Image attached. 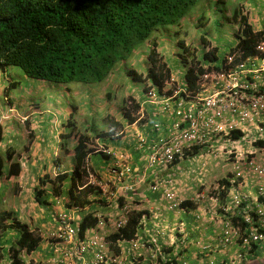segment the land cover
I'll use <instances>...</instances> for the list:
<instances>
[{
  "label": "trees",
  "instance_id": "trees-1",
  "mask_svg": "<svg viewBox=\"0 0 264 264\" xmlns=\"http://www.w3.org/2000/svg\"><path fill=\"white\" fill-rule=\"evenodd\" d=\"M203 2L202 0H0V71L5 73L8 67L17 66L29 79L65 86L72 83L98 84L111 73L117 64L130 58L147 41L149 45L145 47L148 49L146 58L149 67L145 79L150 81L153 88L161 92L165 88L166 79L170 77V69L165 62L160 60L161 55L157 50L160 40L153 39L151 41V39L156 37L158 32L165 39H170L168 37L170 30L176 37L186 34L188 29L185 27L188 26L185 21L188 15L195 12L196 8L198 9V6H201L203 10L199 13L195 27L198 29L203 26L204 31L211 18L205 11L208 5ZM214 4L215 9L219 11L224 7L221 0H216ZM232 19L238 23V29L234 33L233 49L240 51L242 56L255 53L258 43L264 40V26L255 30L247 16L242 14V8L238 6H234L232 9ZM199 32L197 33L199 34ZM204 34L202 32L197 37L198 42L209 44L210 42ZM175 45L178 47L176 55L184 63H188L184 77L188 88H193L197 73L203 71L199 64L201 59L196 56L199 45L195 42L189 43L188 41L187 43L184 37L175 39ZM215 52L216 50H209L203 58L208 57L213 60L216 57ZM127 75L134 82L144 81L141 74H137L132 69L127 71ZM15 83L9 81L8 88L14 87ZM4 92L7 93L6 89ZM182 94L184 95L183 92H180V95ZM138 106V103L135 104L136 108ZM72 107L74 109V106ZM125 115V118L132 122L133 118L130 117V114L126 113ZM2 122H0V145L5 142L3 141L4 122ZM14 122L16 121L11 123ZM111 124L113 128L107 131L98 130L94 125L91 130L95 133V137L114 141L119 124ZM172 125L173 123H170L168 128ZM75 126V121H68V125L64 126L67 132L61 134L65 139L61 142V148L65 153L69 151L67 139L72 135ZM184 126H186L185 122L179 129ZM74 134L76 144L72 149L73 162L70 174L64 170L59 176L63 182L64 179L70 178V183L66 187L63 183L48 186L47 180L39 176L40 181L33 188V192L35 203L41 205L48 215L55 203L49 201L51 196L61 201L65 210H70L72 207L81 210L77 220L74 218L71 223L76 230L75 238L87 241L92 234L100 233L102 227L100 220H104V224L106 223L107 216H99L98 211L109 202L105 198L99 197L102 193L100 186L85 183L84 180L88 174L87 155L92 151L88 147V143H91L93 139L84 132H74ZM241 135L239 130H233L227 138L235 140ZM149 140V138L146 139V141ZM254 144L256 146L264 145L262 140H256ZM142 145H146V142ZM196 148L198 147H194V154L198 153ZM1 151L3 152L0 153V177L9 179L18 176L22 167L16 158L13 144L7 143ZM101 154L104 159L109 157L104 152ZM190 157L192 155L187 152L182 159L189 161ZM135 159H138L136 163L140 166L145 161L144 154L135 150ZM53 162L56 163V161ZM180 162L181 160L175 158L171 162L169 172L174 170ZM130 169L131 171L127 172V175L132 177L133 170ZM141 173V171L137 172L138 175ZM156 182L157 180L150 179L145 184L135 185L133 190L135 198L130 203V212L118 220V225L116 219L121 213H116L112 218V229L105 237L110 243L112 254L121 255L123 253L121 245L125 244L131 247L133 240L135 243L138 242L140 248L137 252L130 253L129 251L125 264H179L180 255L188 259L189 253L183 250L188 247L187 244L183 249L180 248L181 241L189 244L190 238L187 236L176 237L173 243H169L168 239L162 238L161 240L160 234H153L154 231L149 236L155 235L156 239L149 238L146 236L147 234H145L146 238L145 236L141 237L140 230L147 232V222L144 218L150 216V211L146 208H136L135 205L141 202L139 196L143 197L147 193L145 192L146 187ZM231 184L232 182L226 178L219 181V186H222L223 189L219 193L221 198H224L226 192L231 189ZM78 187L81 188L78 189ZM260 199L264 204V195ZM123 203L120 196L113 202L119 207H122ZM176 206L184 211H190L189 208L195 207L189 198L176 203ZM243 206L249 207L246 208V212L250 222L244 220L243 214L230 217L232 224L236 227L237 236L234 241L231 237L227 245L234 246L230 253L223 254V259L222 255L220 257L217 255L215 264H219V262L220 264H264V227L261 224L263 217L258 216L255 207L250 208L251 205L249 206L247 201L242 202L241 207ZM144 225L145 229H141ZM249 227H253L257 233L261 234V238L255 241L251 240ZM155 230L157 233L158 229ZM7 231H15L14 236L8 239ZM55 231H57V227L52 230V232ZM60 231L62 232V230ZM56 240L60 239H42L27 223L18 220L12 211L0 209V264L6 257L8 264H32L31 259L26 260L27 256L30 255L33 259V256L40 252L39 247L42 245L50 253L51 258H55L59 252H55L53 249L57 246L62 248L65 246L64 243ZM156 248L159 250L153 253L149 252ZM196 249H198L196 251L198 254L199 248ZM259 252L262 254L258 255ZM23 253L24 257L21 258ZM220 258L221 260H219ZM40 262L37 263L49 264L47 261ZM205 264H214V258L210 263L206 262Z\"/></svg>",
  "mask_w": 264,
  "mask_h": 264
},
{
  "label": "rangeland",
  "instance_id": "rangeland-1",
  "mask_svg": "<svg viewBox=\"0 0 264 264\" xmlns=\"http://www.w3.org/2000/svg\"><path fill=\"white\" fill-rule=\"evenodd\" d=\"M202 1H204L203 4L208 5L205 11H207V15L211 18L204 31L203 26L198 29L195 27L199 13L203 10L201 6H198V9L196 8L195 12L188 15L185 21V24L188 26L185 27V29H188L186 34H180L176 37L173 31L170 30L168 36L170 39H165L159 32L156 33V37H152L151 41L153 39L160 40L157 46V50L160 52L159 55H161L160 60L165 62L170 69V78L166 81L165 88L159 93L156 92L157 94L155 93L154 96L146 94L150 85V81L145 79L149 67L146 58L148 49L145 47L149 45L147 41L130 58L117 64L111 73L98 84L84 85L72 83L69 86H65L63 84L29 79L17 66L8 67L5 73L0 71V76L3 77L4 83L3 88V84L1 83L2 78L0 77V91L2 88V91L6 89V92L10 93L11 99V103H8L6 99L7 95H0V119L6 127L7 124H15L14 128L22 125V132H18L16 136H13L11 142L15 149L16 158L19 156L17 158L19 160L23 157L20 160L23 162L22 169L25 174L22 179L15 176L9 181L10 183L7 184L6 182V184L0 186V193L2 195V187L4 191V195H0V209L12 211L13 214H16L18 220L27 223L31 228H35V231L37 230L39 233H42V230H39L36 226L44 229L48 225V222H46L48 219L46 220L44 216L47 215L49 219L50 216L44 210H39L41 205L35 203L34 186L31 185L29 180L33 171V165L37 163L40 166L39 164L42 161L37 160L33 156H28L33 147H35L36 151L39 147H42L44 144L42 137H47L41 135L43 131L40 127L41 123L45 121L51 123L54 135L59 138L60 142L65 141L60 135L67 132L64 126L68 125V121L72 120L76 123L75 128L72 130V135L67 139L68 153H65L58 142L56 155L54 153L50 160L48 154L49 160L46 161V166L43 167L45 168V173H43L42 178L47 180L48 186L63 183L66 187L69 184V179L66 178L63 182L59 176L64 170L70 174L71 163L73 162L72 149L76 144L74 132H86V134H89L90 132H87L86 123L87 125L99 127L97 129L100 130L103 125L102 121L104 120L105 123H119L121 128L116 132L115 138H123L129 134V131H127V134L126 131H122L123 126L128 123V120L125 118V114L128 113L133 120L135 119L133 125L135 150H144L142 147L145 145L142 144L145 142L147 144L145 137L148 129H151L149 130V134L152 141L148 147H145V151L147 152L144 154L145 161L143 160L144 162L140 166L135 167V185L138 186L137 184L140 183L145 184L150 179L157 180L156 183L151 184L155 186V189H152L151 185L147 186L145 191L147 193L143 197L139 196L141 202L135 205L136 208H146L150 211V216L144 218L147 222V232L140 230L141 237L143 238L145 234L149 236L154 231L153 234H160L161 236L158 235L159 238L161 240L162 238L168 239L169 243H173L175 238L179 236H181L180 238L185 236L190 238L189 244L181 241L182 246L180 245V248L183 249L187 244L188 247H185L183 250L189 253L188 259H185L184 256H179L181 264H205L213 258L215 264L217 262V255L219 257L222 255L223 259L224 253L231 252L234 245H224L221 237L224 230H228L232 234L236 228L234 225L229 224L232 223L230 217L232 215L238 216L243 214L242 217L244 218V216L248 215L246 208L249 207H241L242 202L244 203L245 201H247L249 206L251 205L250 208H256L257 205L264 206L260 199L264 193L261 195L257 194L258 186H262L264 192V178L262 180L259 179V181H253L251 179L252 175L249 178L247 176V168H244L245 163L257 161V164L262 165L264 170V151L260 149V146H256L254 143L251 144L252 142L243 137L248 135L238 137L234 142L227 140V137L223 136L217 138L212 147L208 146V143L205 144L202 149H199L198 154L193 153L194 147L191 150L185 151V153L189 152L192 157L189 158V161L178 159L181 162L171 172H169V164L167 166H148L152 144L155 142L158 144L157 140L161 139V137L168 139L169 134H177L173 129V125L169 128L168 125L173 123L174 118H176L172 114V110L178 107L175 104V100L180 96L181 86L185 82L184 74L188 68V63H186V66L184 61L176 55L178 47L175 45V39L184 37L187 43L188 41L189 43L195 42L200 46L197 37L204 32L205 37L211 43L220 47L227 48L228 44L231 45L234 42V25L229 23L228 20L230 19L223 20L221 18L222 14L220 12L224 8L220 11L216 10L214 0ZM258 1L260 6L256 8ZM258 1L227 0L232 9L234 6L241 4L245 8L244 11L248 10V17L251 18L250 21L255 25H259V27H263L264 0ZM200 4L202 3L200 2ZM253 18H256L255 22ZM151 41L150 43H152ZM198 51H200L199 47ZM130 69L134 70L137 74H141L144 81H132L130 76L127 75V71ZM9 81L16 82L13 85L14 87L8 88ZM145 88L147 89L144 90ZM137 103L139 106L136 108L135 104ZM145 104L149 107H154V109H148ZM72 106H74V109ZM163 106L168 108L169 111L163 110ZM13 121L16 122L11 123ZM154 123L158 124V128L153 126ZM34 125H37L38 129L31 128ZM102 128L106 129L107 127L103 126ZM94 135V132L90 134L92 139H94ZM132 136L134 135H129L130 138ZM3 140L5 142L0 145V153L3 152L1 150L7 144L6 141L9 138L5 137ZM53 141L54 137L50 138L48 142L54 146ZM91 145V149L102 146L98 140L91 141ZM40 150L42 151L43 148H39ZM21 152H23V156L20 157ZM50 153L52 154L53 150ZM53 161H56L57 166L50 169L49 164L52 165ZM87 164L91 167L90 161ZM139 171L142 172L140 175L137 174ZM237 172H240V175H237ZM95 178L99 180L98 177ZM222 178H226L232 182L231 189L226 192L224 198H221L219 195L220 190H223L222 186H219V181ZM2 179L7 180L4 177ZM20 180L23 183V187L20 185ZM234 196L241 198L239 204L232 203L231 200ZM185 198H189L195 206L194 208H189L190 211H184L179 206H173V204L185 200ZM60 203L57 199L55 200L54 205L61 208H58L57 211H61L63 208ZM52 212L55 214L54 210ZM41 215H43L42 218H40ZM55 226L54 224L53 228ZM155 229H158L157 233ZM14 234L15 231H7L6 237L9 239ZM46 235L44 234V236ZM150 237L157 238L155 235H151ZM196 248H199L198 254L196 252L198 249ZM158 250L159 248H156V250H151V252L153 253ZM135 251L137 252L136 247ZM258 254L262 253L259 252ZM22 257H24V253L21 255ZM48 257L37 253L36 256H33V259L28 255L26 260L31 259L33 261L32 264H38L37 262H40L38 260L45 262ZM206 257L209 259H206ZM2 264H8L7 257Z\"/></svg>",
  "mask_w": 264,
  "mask_h": 264
},
{
  "label": "built area",
  "instance_id": "built-area-1",
  "mask_svg": "<svg viewBox=\"0 0 264 264\" xmlns=\"http://www.w3.org/2000/svg\"><path fill=\"white\" fill-rule=\"evenodd\" d=\"M199 64L203 71L197 73L194 87L188 88L185 81L180 90L184 95L178 96L175 100L178 107L172 110V114L176 117L173 120V129L177 134H169L168 139L161 137L157 140L158 144L157 142L152 144L149 158L151 166H167L175 158L182 159L185 151L195 146L198 150L207 143L212 147L217 138L228 136L233 130H239L241 136L248 135L243 137L252 142L251 144L256 140H262L264 144V40L258 43L256 52L251 55L242 56L237 52H225L220 59L201 58ZM156 92H158L156 89L151 88L146 94L154 96ZM163 110L169 111L164 106ZM183 122L186 126L179 129ZM153 126L158 128L157 123ZM260 149L264 151V145L260 146ZM118 166V171L115 169L112 171L117 176L121 188L134 190L135 177L132 179L127 177L128 182H122L127 172L131 171V166L125 163L123 158ZM244 168H247L249 178L252 175L253 181L264 178L262 165L257 164V161L245 163ZM237 175H240V172H237ZM100 188L103 190L104 185H100ZM151 188L155 189V186ZM263 193L262 186H258L257 194ZM231 201L233 204H239L241 198L234 196ZM130 203H125L120 208L118 213L121 214L116 219L117 225L118 220L130 212ZM255 211L258 216L263 217L261 220L263 226L264 206L257 205ZM58 220L57 231L52 236L59 238L58 242L64 243L65 246L63 248L57 246L53 249L59 252V255L50 258L49 264H77V260H79L78 264H125L127 259L125 253H122V256L111 254L108 243L102 236L92 234L87 241L76 239V230L71 223L72 214L60 212ZM244 220L250 222L249 216H244ZM249 231L251 240L261 238V234L253 227H249ZM236 236V228L232 234L224 230L222 234L224 245L227 246L230 238ZM135 247L139 248V245L133 240L131 248L134 252Z\"/></svg>",
  "mask_w": 264,
  "mask_h": 264
},
{
  "label": "crops",
  "instance_id": "crops-1",
  "mask_svg": "<svg viewBox=\"0 0 264 264\" xmlns=\"http://www.w3.org/2000/svg\"><path fill=\"white\" fill-rule=\"evenodd\" d=\"M251 1H253V2H257L258 0H251ZM256 4V3H255ZM260 6V4H259V1H258V6L256 7V8H258ZM250 17L248 18V20H249V22H250ZM253 21L255 22L256 21V18H253ZM250 23H252V22H250ZM253 24V23H252ZM254 26V25H253ZM256 28H259V25H256ZM1 78H2V84H3V88H4V83H3V77L2 76H0ZM3 88L1 89V91L3 90ZM0 91V95L3 93V94H5V92L4 91H2L1 92ZM8 103H11V99H10V96H9V98H8ZM146 105V107L148 108V109H154V107H149L147 104H145ZM2 108V107H1ZM114 119H116V118H114ZM116 121H117V119H116ZM0 122H2V120L0 119ZM118 122V121H117ZM134 122H135V119L132 121V122H129L128 121V123L127 124H125L124 126H123V130L122 131H126V134H127V131H129V134H127L125 137H123V138H118V139H114V141H112V140H108V138H100V140H99V143L100 144H104L105 146H106V148H107V151H110L111 152V154H108V158H106V159H104L102 156H101V153H90V154H88L87 155V158H88V160L90 161V164H91V167H92V169L98 174V175H100V177H102V178H106V179H112V177H111V175H109L108 174V172H107V169H108V167L111 165V164H119L120 163V160L123 158L124 159V161H125V163H128L130 166H131V168H132V170H133V175H132V177H131V179L132 178H134L135 177V167H137L138 165H137V161H138V159L141 157V155L139 156V158L138 159H135V148H134V142H135V132H133V128H134ZM3 123V122H2ZM121 123V122H120ZM111 123H108L107 122V127H108V129H112L113 127H112V124L110 125ZM119 123H117V125H118ZM121 125V124H120ZM3 126H4V130H3V139L6 137V138H9V140L8 141H6L8 144H13L12 142H11V139L13 138V136H16L17 134H18V132L19 133H21L22 132V125H20V126H17L16 128H14L15 127V124H7V127L5 126V124H3ZM35 126V125H34ZM31 127V128H37L38 129V126L36 125L35 127ZM86 126H88L87 125V123H86ZM41 129H43V131H42V134L41 135H44V136H47V137H42V142L44 143L43 144V146L42 147H39V148H43V150L41 151H39V148H38V150L36 151L35 150V147H33L32 148V150H31V152L30 153H28V156H33V157H35L37 160H41L42 161V163L41 164H39L40 166H38V164L37 163H35V164H37V165H33V171H32V173H31V175H30V178H29V180H30V183H31V185H33L34 187L37 185V182H39V176H42L43 175V173H45V168H43V167H45L46 166V161H48L49 160V157H50V160H51V156L52 155H54V153H55V155H56V151H58V148H57V144H58V140H59V138L56 136L55 137V133H54V129H53V126H51V123H48V122H43V123H41ZM121 127L119 126V128L117 129V131L120 129ZM125 128H127V129H125ZM149 130H151L150 128H149ZM149 130H148V132H147V135L148 136H146L145 137V139H147V138H149L150 140L149 141H147V144L145 145V146H143L142 148L144 149L143 151H141V153H143V154H145V153H147L146 151H145V147H148V145L151 143V135L149 134ZM121 131V132H122ZM58 132H59V130H58ZM57 133V132H56ZM129 135H134V136H132L131 138L129 137ZM54 137V141H53V144H55L54 146L53 145H51V143L50 142H48L49 141V139L50 138H53ZM40 139V138H39ZM4 141V140H3ZM40 141H41V139H40ZM130 141V142H129ZM51 146H53V147H51ZM50 147H51V150H53V153L51 154L50 153V151H49V149H50ZM33 151H35V152H33ZM130 151V152H129ZM140 151V150H139ZM35 153V154H34ZM38 153H40L39 155H38ZM48 154H49V157H48ZM21 156H23V154L21 155ZM57 163H55L54 164V162H52V165L51 164H49V168L51 169V168H54V166H57L56 165ZM129 166V167H130ZM38 173H39V176H38ZM23 175H25L24 174V170L23 169H21V172L19 173V175L17 176V177H20V179H22V177H23ZM45 175H47V174H45ZM126 177H129L128 175H126ZM13 177H11V178H9V179H7V180H3L2 178H0V186L1 185H3V184H6V182H7V184L8 183H10L9 181L12 179ZM23 183L21 182V180H20V185H22ZM22 187H23V185H22ZM117 189V188H116ZM118 189L119 190H116L115 192H120V186H118ZM2 193H3V195H4V191H3V187H2ZM0 195H2L1 193H0ZM2 195V196H3ZM1 197V196H0ZM57 198L56 197H50L49 198V200L50 201H53V202H55V200H56ZM57 201H59L58 199H57ZM113 205H111V206H107V208H105V207H103V208H101V211L102 212H100L101 214H103V215H106L107 216V221H106V223L101 227V229H100V232L102 233V234H105V233H107V232H109V231H111V229H112V225H111V220H110V218L113 216V214H115L116 212H111V210L109 209L108 210V208L109 207H112ZM53 208H52V210H54L55 212L54 213H56V212H58V211H56L58 208H60V206H57V205H54L53 204V206H52ZM61 209V208H60ZM39 210H41L42 211V209H41V207H40V209ZM52 210L50 211V213H49V216H50V219L48 218V216L47 215H45L44 217L46 218V222H50V221H52L53 222V212H52ZM62 210H63V208H62ZM71 210V212L72 213H75L76 214V218H78L79 217V214L81 213V210L80 211H77V209H70ZM39 216V215H38ZM108 216H110V218L108 217ZM43 217V215H41L40 216V218H42ZM34 222V221H33ZM34 225V224H33ZM111 225V226H110ZM29 226V225H28ZM30 227V226H29ZM161 236V235H160ZM40 248V254H42L43 256H50V253H48L47 252V249L45 248V246L44 245H42L41 247H39ZM123 250H124V253H125V255L126 256H128V253H129V251H130V253H132V252H134V250L132 249V248H130V246H127V245H125L124 244V247H123ZM149 252H151V251H149ZM152 254V253H151ZM259 255V254H258ZM179 264H181L180 262H179Z\"/></svg>",
  "mask_w": 264,
  "mask_h": 264
},
{
  "label": "clouds",
  "instance_id": "clouds-1",
  "mask_svg": "<svg viewBox=\"0 0 264 264\" xmlns=\"http://www.w3.org/2000/svg\"><path fill=\"white\" fill-rule=\"evenodd\" d=\"M221 1H223V8H225L223 11H221L220 13L222 14V16H221V18L224 20V19H230V20H228L229 21V23H231V24H233L234 25V28H235V31L233 32V34L237 31V29H238V23L237 22H235L233 19H232V8L230 7V5L228 4V2H227V0H221ZM216 2V0H214V3ZM225 3V4H224ZM236 6H238V7H241L242 8V14L243 13H245L244 15H246L247 16V18H249L248 17V10H246V11H244L245 10V8H243V6L241 5V4H238V5H236ZM229 13H230V15H229ZM250 16V15H249ZM249 21V20H248ZM251 22V21H250ZM253 23V22H252ZM253 25H254V29L255 30H258V29H261L262 27H259V28H256V25L253 23ZM209 40V39H208ZM235 41V40H234ZM210 42V41H209ZM234 42H233V44H231V45H229L228 44V46H227V48H225V47H220V46H218V45H215V44H213V43H209V44H206V43H203V44H200V46H199V49H200V51H198V54L196 55L199 59H201V58H203V56H204V54H206L207 52H209V50L210 51H215L216 50V52L214 53V55L216 56L215 57V59H220L221 57H222V55H223V53H225V52H232V53H234V52H237V53H240L241 54V52L240 51H238V50H234L233 49V46H234ZM198 48V47H197ZM216 48V49H215ZM191 50H192V48H191ZM208 58V57H207ZM209 59V58H208ZM185 65L187 66V64L185 63ZM170 78V77H169ZM168 78V79H169ZM168 79H166V81L168 80ZM166 81H165V83H166ZM185 81H186V79H185ZM166 86V85H165ZM148 88L149 89H154L155 90V88H153L151 85H149L148 86ZM2 95H7V101H8V98H9V96H10V93H5V94H3L2 93ZM102 121V120H101ZM102 127L103 126H106L107 127V123H105L104 122V120L102 121ZM92 125H88L86 128L88 129H86L87 130V132L89 133V134H87V135H90L93 131L91 130L92 128ZM100 128V130H102V131H107L108 130V127L105 129V128ZM97 128H99V127H97ZM85 134H86V132H84ZM61 136V135H60ZM62 137V136H61ZM91 137V136H90ZM226 137H228V136H226ZM93 140H100V138L99 137H95L94 136V139ZM227 140H229V141H236V139L235 140H233V139H228L227 138ZM58 142H59V144H61V142H60V140H58ZM90 146H92L91 145V143H88V147L90 148ZM91 149V148H90ZM101 153V152H104V153H106V154H111V152L110 151H107V148H106V146L104 145V144H102V146H99V147H95V149H92V151L90 152V153ZM22 153L23 152H21L20 153V157H21V155H22ZM89 153V154H90ZM198 153H199V150H198ZM197 153V154H198ZM101 156L103 157V155L101 154ZM19 156H17V158H18ZM23 157H21L20 159H22ZM150 158V157H149ZM18 160L19 162H20V164H21V167H22V165H23V162H22V160ZM26 159V158H25ZM150 160V159H149ZM175 160V159H174ZM173 160V161H174ZM89 160L87 159V162H88ZM172 161V162H173ZM170 164L171 163H169V167H170ZM148 166H151L150 165V163L148 164ZM152 167V166H151ZM87 168H88V170H87V172H88V174L84 177V180H85V183H89V184H93L94 186H100V185H104V189L102 190V193L99 195V197H101V198H105V200L106 201H108L109 202V204L108 205H105V206H102L101 208H103V207H105V208H107V206H111V205H113L112 207H109L108 208V210L110 209L111 210V212H116V213H118L119 211H120V208L121 207H119L118 206V204H113V202L114 201H116V198H119V196L123 199V204H122V206L125 204V203H129V202H131L132 203V200L135 198V194L133 193V190H124L123 188H121V184H119L118 183V179H117V176H115L114 175V172L112 171L113 169H115V170H117L118 171V169H119V166H118V164H111L109 167H108V169H107V172H108V174L109 175H111V177H112V179H106V178H102V177H100V175H98L93 169H92V167H89L88 166V164H87ZM135 174V173H134ZM95 177H98L99 178V180H97ZM0 178H2V177H0ZM127 180H129L126 176L125 177H123V179H122V182H125V183H127L128 181ZM39 181H40V179H39ZM69 183H70V181H71V179L69 178ZM118 186H120V192H115L116 190H119L118 189ZM79 188H81V187H78V189ZM117 188V189H116ZM50 201V200H49ZM59 203L61 202V201H58ZM61 204V206H62V202L60 203ZM43 206H46V205H43ZM63 207V206H62ZM41 209L43 210L44 208H42L41 207ZM66 208L65 207H63V210H61V211H58L57 213H55V214H53V222L52 221H50L49 223H48V225L44 228V229H40V227H38V226H36L39 230H42V233H39L37 230V233L40 235V237H42V239H45V240H47V239H55L54 238V236H52L53 235V233L54 232H52V230H53V226H54V224L56 225L55 227H57L58 226V224H59V220H58V214L61 212V213H70V214H72L73 215V219L75 218L76 220H77V218H76V214L75 213H72L71 212V210H65ZM71 209H74V207H72ZM77 211H80V210H78L77 209ZM100 212H102L101 210L100 211H98V215L100 216V215H103V214H101ZM115 213V214H116ZM74 214H75V216H74ZM115 214H113V216L110 218V216H108L109 218H110V222L112 223V218L115 216ZM100 222V224H101V226H103L104 225V220L103 221H99ZM31 228V227H30ZM141 228V227H140ZM32 230H34L35 231V228H31ZM141 229H145V225H144V227H142ZM35 231V232H36ZM44 234H47L46 236H44ZM109 234V232H107V233H105V234H102L101 232L100 233H98V235H100V236H102V238L108 243V246H109V249H110V251L112 252V250H111V248H110V243H109V241L105 238L107 235ZM148 235V234H147ZM146 235V236H147ZM56 241H58V240H56ZM120 245H121V243H120ZM121 247L123 248L124 247V245H121ZM131 248V247H130ZM136 249L137 250H139L140 248H138V247H136ZM123 251V253H124V250H122ZM112 254V253H111ZM128 257V256H127ZM50 258H51V256L50 257H48V259L46 260L47 262L50 260ZM206 259H209V258H207L206 257ZM209 263L211 262V261H208ZM223 264H226V263H223Z\"/></svg>",
  "mask_w": 264,
  "mask_h": 264
}]
</instances>
